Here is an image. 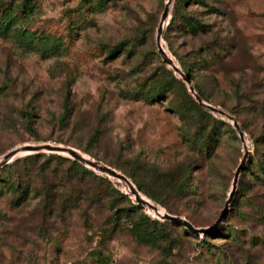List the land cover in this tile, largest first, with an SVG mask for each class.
<instances>
[{
  "label": "rangeland",
  "instance_id": "374dc122",
  "mask_svg": "<svg viewBox=\"0 0 264 264\" xmlns=\"http://www.w3.org/2000/svg\"><path fill=\"white\" fill-rule=\"evenodd\" d=\"M166 2L0 0V158L27 145L75 149L134 174L161 212L206 228L224 208L244 144V168L264 164V0H183L173 24L172 0L161 36L180 70L193 66L192 86L243 126L244 144L216 124L230 121L197 111L158 54ZM185 19L205 31H188ZM81 165L110 184L38 158L23 168L32 167L23 177L34 190L24 201L2 191L0 264H264V188L249 184L234 206L235 193L217 232L195 236L141 204L131 211L113 193L128 194L121 183ZM143 214L164 226H146Z\"/></svg>",
  "mask_w": 264,
  "mask_h": 264
},
{
  "label": "trees",
  "instance_id": "16d2710c",
  "mask_svg": "<svg viewBox=\"0 0 264 264\" xmlns=\"http://www.w3.org/2000/svg\"><path fill=\"white\" fill-rule=\"evenodd\" d=\"M175 1H176V3H175V6L173 8V14H172V18L170 20V23H172V22L174 23L176 21V19L184 17V15L181 14L182 1L183 0H175ZM189 1H191V0H189ZM183 22L185 24L186 29L188 31H190V32L195 33L197 31H200V32L201 31H205V26L203 24H201L200 22H198V21L185 19ZM169 25L170 24H168V26ZM122 47H123V44L120 43V44L116 45L115 47H113L111 49L110 53L111 54L118 53L119 50ZM180 66H181L180 67L181 71L191 80V82H194L195 81V76H194L195 75V70L193 69V66H191L189 62H186V63L182 62ZM167 74L169 75V77L173 81H176V77L173 75V73L171 71L167 72ZM177 81H179V84L181 85V87L185 91V94L187 95V98L189 99L191 104L197 109V111L206 114L208 117H211V119L215 123V121H214L215 119L212 118V116L209 113V111L207 112V111H204V110L200 109L198 104H197V102L189 95L185 84L182 81H180V80H177ZM193 87H194L195 92L198 94V96L204 102H208V104H209L210 101L208 99V96L201 89L199 84L198 83H194ZM210 105H211V102H210ZM227 112H229V111H227ZM229 113L232 114L231 112H229ZM218 123L219 124H226V128L229 129L228 130L229 133H233V134L235 133V131H234V129H233L231 124H228V123H225V122H220V121L217 122L216 124H218ZM240 127H241L242 132L244 133L245 129L243 128V126L241 124H240ZM216 137H217V135L215 134V129H212L210 132H208L205 135L202 145L205 148H209L211 141H215ZM38 158H43L44 162H48L49 160H51V158L59 159L61 161L69 163V167L68 168H69L70 171L71 170H78L80 172L79 175L81 177H83V178H87V179L91 178V179L97 180V181H99L101 183H107V184L109 183L110 184V181L107 180V178H104L103 176L95 174L93 171L83 167L76 160H71V159H67V158L60 157V156H55V155L45 156L43 154H33V155L26 156L23 159H16L15 161H13L11 163H8L7 165H4L3 167L0 168V195H1L3 190H12L13 198L14 197L16 198V199L14 198L15 201H24L25 198L30 193H32L34 190L30 187L28 182H26V179H24V177H23L24 172L31 171L32 167L30 166V167L25 168V169H23V168L25 167V165L28 162H31V161L33 162V161L37 160ZM45 158H47V160ZM108 165H109V167L112 166L111 164H108ZM114 168L119 169V167H117V166H114ZM245 170H246L245 172L248 171V175H250V178L245 180L246 176L243 175V177H241L239 179V182H238L239 183L238 184L239 189H238V192H237V190L235 192V193L238 194V199L237 200L235 199V202H233L234 206L239 203L240 197L243 196V194H241V192H243L246 188H248L249 184L251 185L252 188H254L255 186L264 188V164L263 163L257 162V164L253 167V169L252 168H250V169L247 168ZM125 176L132 181V184L135 186V188L138 190L139 193L146 194L148 197L153 199V197L151 196V194H149V192L143 190L141 184L135 178L134 174H131V173L126 174L125 173ZM184 188H186V186H185V183L182 182L178 186V189L179 190H183ZM112 190H113L114 195L118 199H121V200H123V201L128 203V206H129L128 209H131V211L132 210H136V209H141V205L138 204L136 201H134L130 197L129 194L123 193L120 190L114 188L113 186H112ZM239 190H240V192H239ZM167 209H168V212L173 213L172 210H170V208H167ZM142 217H143V220L148 223L146 226L150 225V226H160V227H162L165 224V222H159L157 220H151L148 216H146L144 214L142 215ZM141 225H143V224L141 223ZM216 232H217V230H214V231H212L210 233V235H214Z\"/></svg>",
  "mask_w": 264,
  "mask_h": 264
},
{
  "label": "water",
  "instance_id": "95a60500",
  "mask_svg": "<svg viewBox=\"0 0 264 264\" xmlns=\"http://www.w3.org/2000/svg\"><path fill=\"white\" fill-rule=\"evenodd\" d=\"M171 2H172V0H167V2L165 4V8L161 14L159 26L157 29L156 45H157L158 54L161 56L163 62L166 65H168L173 70L174 73H176L180 76V78L186 84L188 91L194 97V99L196 100V102L199 105H201L204 109H206V110H208L214 114H217L218 116L223 117V118H225L231 122L233 128L236 130V132L238 134L239 139L244 144L246 141L245 135L242 132V130H241L239 124L237 123L236 119L233 118L232 116H230L229 114H227L226 112L219 110L216 107L204 102L198 96V94L195 92L194 87L192 86L191 80L174 64L173 60L170 57H168L165 50L163 49L161 36H162L164 24L168 18L169 8H170ZM244 149H245L244 156H243L239 166L237 167V169L235 171L234 178H233L232 185H231V191L228 194V198L224 204V208L220 212V215L217 218V220L214 222V224H212L211 226L206 227V228H196L186 219L181 218L179 216L170 215L166 212H164L162 215H158L159 208L157 206L153 205L150 201L146 200L144 197H142L140 195V193L138 192V190L135 188V186L132 184V182L126 176L117 172L113 168L104 165L101 162H98V161L91 159L87 156L86 157L82 156L78 151H76L75 149H72V148L61 147V146H52V145H42V146L27 145V146H23L20 148H16V149L8 152L4 156H2L0 158V168L3 167L4 165H7L8 163H10L14 157L24 155V154L49 152V153L66 155V156L78 161L79 163L83 164L84 166L89 167V168H91V169H93V170H95L101 174H104L109 178L115 179L116 181L121 183L125 187L127 193L130 194L131 196H133L135 201L138 204H141L147 210L152 211L161 220L168 221V222H171L173 224L179 225V226L185 228L186 230H188L191 234H193L195 236H200V235L209 234L212 231H214L222 223L223 219L226 217L228 210H229V206H230V204L234 198L235 191L237 189L241 170L244 167L245 162H246V157H247L248 152L246 150L245 144H244Z\"/></svg>",
  "mask_w": 264,
  "mask_h": 264
},
{
  "label": "bare ground",
  "instance_id": "6f19581e",
  "mask_svg": "<svg viewBox=\"0 0 264 264\" xmlns=\"http://www.w3.org/2000/svg\"><path fill=\"white\" fill-rule=\"evenodd\" d=\"M83 156V155H82ZM85 157V156H84ZM141 195V194H140ZM142 196V195H141ZM163 212H161L160 210H158V215H162Z\"/></svg>",
  "mask_w": 264,
  "mask_h": 264
}]
</instances>
